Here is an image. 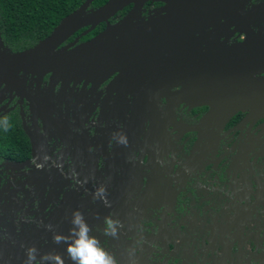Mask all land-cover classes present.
Masks as SVG:
<instances>
[{
    "label": "water",
    "instance_id": "1",
    "mask_svg": "<svg viewBox=\"0 0 264 264\" xmlns=\"http://www.w3.org/2000/svg\"><path fill=\"white\" fill-rule=\"evenodd\" d=\"M146 1H160L163 5L154 15L149 12L144 20L141 8ZM92 2L84 0L45 38L29 48L12 52L5 47L0 34V115L8 109L6 106L12 97L25 101L34 130L41 125L46 134L47 128H51L55 140L59 138L68 144L72 154L84 156L93 163V168L100 164L103 168L100 173L112 179L108 190L111 202L106 201L101 207L96 203L84 216L91 229L97 227L103 232V218L117 219L116 213L122 203L133 199L145 205L159 203L149 210L151 225L145 229L150 231L148 236L140 233L137 237L135 234L123 236L121 228L127 229V226L117 219L120 227L116 235L110 237L118 264H150L156 257L157 247L162 245L159 238L163 237L166 228H170L166 218L173 211V201L185 189L187 179L193 177L195 171L200 173L208 166L214 167L223 157L220 154L213 159L220 140L228 132L235 133L233 127L225 130L228 121L239 110L246 109L240 122L248 124V130L264 116V2L106 0L98 8H88ZM127 5L132 7L123 17L109 22L114 13ZM100 22L105 23L104 28L89 39L77 44L75 41L63 44L79 29L84 28L80 34L83 36ZM154 22H157L156 26ZM241 34V40L230 42L234 35ZM45 75L48 80L42 87ZM102 84L105 92L102 105L111 98L106 121L114 122L111 127L104 128L106 134L89 135V128L77 134L68 130L71 123L63 121L59 126L65 128L61 130L53 118L51 104L36 101L37 96H51L56 85L59 97L67 87L74 89L80 85V92H85L88 87L91 98ZM130 98L129 115L115 123L118 120L113 114L116 106ZM159 99L163 100L162 107L156 104ZM179 104L189 109L202 106L207 109L188 123L173 115V109ZM19 107L23 117V108ZM160 109H163L161 113ZM88 117L84 116V120ZM22 121L24 123V118ZM261 126L257 125L254 130ZM77 128L80 130V126ZM112 130L115 131L113 135ZM121 135L126 143L117 142ZM183 136L184 142H189L186 156L180 163L169 161V140ZM236 136L238 146L231 151L229 161L226 159L221 163L228 166L229 181L236 176L242 181L252 172L251 160L254 162L264 155V146L258 147L249 136L245 141L241 134ZM67 137L73 140L68 141ZM94 139L97 141L93 142ZM157 158L166 161L162 167L156 164ZM148 161L153 169L145 165ZM244 168L245 173L240 172ZM88 192L81 200L90 205L95 197L91 185ZM253 192L252 201L240 200L233 208H228L232 220L225 221L224 229L218 235L211 229L212 237L205 251L211 256L205 258L204 255L200 264L205 260L209 264H233L230 259L232 243L236 241L239 246V238H235L234 233L252 232L254 228L261 229L255 236H261L262 240L257 242L250 238L249 242L246 241L249 236H245L244 243H251L254 250L260 252L253 257L249 253L245 262L249 257L258 264L263 262L264 224L252 219L247 222L253 223L249 225L245 218L257 211L264 184ZM76 203L77 200L54 207L48 220L55 233L68 232L71 215L67 210ZM157 219L162 224H158ZM24 231L28 236L36 235L29 242L30 246L41 240L37 230L29 227ZM61 249L64 251L65 245ZM236 251L234 254L239 256L241 250Z\"/></svg>",
    "mask_w": 264,
    "mask_h": 264
},
{
    "label": "flooded vegetation",
    "instance_id": "2",
    "mask_svg": "<svg viewBox=\"0 0 264 264\" xmlns=\"http://www.w3.org/2000/svg\"><path fill=\"white\" fill-rule=\"evenodd\" d=\"M253 1L255 3L261 2V0ZM105 2L106 0L97 5H91V3L88 8H98ZM162 5L163 3L160 1L144 2L141 8V16L145 20L149 15V12L150 15H154L160 10ZM131 7L132 5L124 6L121 10L114 13L108 19L109 22L114 23L119 20L131 9ZM160 14L162 13L160 12ZM135 20L137 21V19ZM101 24H103V26L98 29L96 33L104 28V22H100L95 28L100 27ZM136 24H138V22ZM262 24L264 25V22ZM154 25L156 26L157 22H154ZM83 30L84 28L79 29L67 40H65L63 44L73 41H75V44L81 43L96 34L95 33L92 36L81 40L82 36L80 34ZM242 38V34L237 37L234 35L230 39V42L239 41ZM47 80L48 75H45L41 83L42 87L46 86ZM103 86L104 85L102 84L100 87H98L95 94L89 98L90 96L87 93L88 87L85 89V92H80V85L75 86L74 89L67 87L63 91V94L59 97L57 94L58 85H56L54 93L51 96H37L36 101L39 104H51L54 111L53 118L55 119V123L58 124V126L60 125L61 121H63L67 124L71 123V128L68 130H71L77 134H80L81 130H85V128H89V135L103 133L106 134L107 129L104 128L111 127L114 122L111 120H109V122L106 121L107 112L110 110L111 106V98L105 102V106L102 105V102L105 98ZM128 100L129 101H126L123 105L116 106V112L113 114L118 120H116L115 123L120 122L122 118H125L129 115L131 109V98ZM156 104L158 107H162L163 100H157ZM15 105L19 109L21 120L24 118V123L22 121V126L30 140L31 153L28 158L22 161L7 160L0 162V264H26V249L30 247L29 242L36 238V235L28 236L27 232L24 231L25 229H29V227L37 230L39 233L37 236L41 238L40 241L31 245V247H35L37 250V257H39L40 254L51 253L59 255L62 258V264H73L65 251L61 249L64 243H58L53 240V234L55 233L53 230L54 227L52 222L48 220V217L52 213L54 207L60 203L70 201L74 202L77 200V203L67 210L69 215H71L73 210H79L85 216V214L90 211V208H94L96 203H98L100 207L103 206L105 202L109 201L111 198V195L108 194V190L111 188L112 179L109 176L100 173L103 172V168H101L100 164L98 167L93 168V163L86 160L84 156H79L76 153L72 154V148L68 144L62 142L59 138L55 140L53 138L54 133L52 132L51 128H47L46 134H43L41 125H38V130H34L31 115L28 112L25 101H19L17 98L12 97L11 102L6 106V108H14ZM20 105L23 108V117L20 111ZM206 109V106L189 109L188 106L179 104L173 109V115L178 120L180 119L190 123L195 120L194 116L196 114H202L206 111ZM162 111L163 109L159 110L160 113ZM246 112V109H241L228 121L225 130L233 127L235 133L231 135L232 132H228L225 137L220 140L216 149V153L213 157V159H215L219 157L220 154H223V157L220 159L219 163L211 168L209 166L206 167L200 173H197V171L193 172V177L190 176L185 183V189L179 195H177L176 199L173 201V211L166 218L170 228H166L163 231V237H160L161 239L159 238V243L161 242L162 245L161 247H157V253L154 254L156 257L153 258V262L150 264H200L204 255H206L205 258L211 256L210 252L205 254L207 243L212 237L210 231L213 229L214 233L218 235V233L224 229L223 224L225 223V220L220 222L222 225L221 230L217 229V226H209L211 223L208 222L206 225H203L204 233L201 236L198 238H191V236H195L196 233L194 232V234H190V252L192 254L188 255L196 254V259L189 261L188 263V255L181 256L180 258L182 259H180V261L178 258L171 256L170 249L172 248V244L170 241L172 238L168 240L169 242H164L165 233L171 232L174 225H176L180 220V215H182L186 209L188 211V207L190 205L189 200L187 197L182 198V194L186 190L191 192V190H193L191 187L193 186L192 184L195 185V183L198 181H202L201 178L209 180L213 183H219L220 180H225L227 183L232 181H229V177L228 180H226L225 173H227L228 166L221 165V163L230 158L233 154L231 151L234 150L236 146H238L239 138L237 139L236 136L238 133L241 134L243 141L247 140L246 138L249 136V138L253 140V143L257 144L258 147L264 146V129H262L264 126V116L258 119L257 122L247 130L248 124H241L240 122ZM84 116L89 117L87 120H84ZM259 124L262 126L259 129L254 130V128ZM77 126H80V130H78ZM59 128L64 130L65 127L59 126ZM111 133L113 135L115 134V131L112 130ZM185 136L169 140V144L171 146L168 149L169 161L173 160L177 161L178 163L183 161L189 146V142H184ZM66 139L68 141L73 140L71 137H67ZM96 141V139L93 140V142ZM130 154L133 156L131 152ZM208 156L209 154L206 157ZM33 157H35V159H33ZM155 162L159 167H162L166 161L157 158L155 159ZM89 164L91 166L86 169V166ZM145 165L149 169H153V166L149 161ZM145 165L139 164L140 167ZM250 166L252 167V172L246 175L244 179L247 180V188L253 192L255 188L261 189L262 185L264 184V155L260 156L259 159H256L254 162L251 160ZM158 170H160V168ZM245 170V168L241 169L240 172L245 173ZM97 175H99L101 178L97 177ZM235 178L238 180L237 176ZM121 180H123V178H121ZM173 182H176V180L174 179ZM82 183H84L85 186H81ZM90 185L92 186L93 190H96V188L99 186H103L105 191L103 199L95 196L92 199L91 204L87 205L81 199L89 193L88 188ZM252 196L253 195H251L250 200H248L249 202L252 201ZM132 201L139 202L134 199L130 200V202ZM123 204L124 203L120 205V210L118 213H116L117 219L120 217L118 215H120L119 212L121 211V206ZM154 204V202L150 203V205ZM154 207L157 206L148 207L147 209H144L146 211L143 210V213L141 212V214H148V217L141 221L138 220V218L119 219L127 226V229L124 227L121 228V233L123 236L131 237V234H135L134 237H137L140 236L138 235L139 233L143 236H148L150 231L145 229L147 226L151 225L149 210ZM40 208H42V211H40ZM218 209L219 208H217V210ZM156 213L154 215H156ZM252 219L264 224V194L260 198V203L255 214L253 216L247 217V219L245 218V222L247 223ZM157 220L158 224H162L160 219ZM214 222L217 225L215 220H213V223ZM247 224L251 225L253 223ZM179 228L181 229L180 226ZM258 230L261 229L254 228L252 232L234 233L235 238H239V246H236V241L232 243V253L230 255V259L233 260V264H258V261H252L249 258L256 256L260 250H254V246L251 243H244L245 236H249L246 241L250 242V238H254L257 242H260L262 237L255 236V232ZM92 232L98 238L103 247H105L112 254L116 253V248L113 246V242L110 241V237L114 236H106L97 227H93ZM261 232L262 231H260V233ZM229 233L233 234V231H229ZM164 245L166 246L164 247ZM236 250H241V254L239 256L234 254L237 252ZM252 250H254L253 253ZM249 253L250 255H253L248 258V262L246 263L245 259L248 257ZM260 259L261 258H258L257 260ZM34 264H45V262L37 259ZM201 264H209V262L205 260ZM261 264H264V260Z\"/></svg>",
    "mask_w": 264,
    "mask_h": 264
},
{
    "label": "trees",
    "instance_id": "3",
    "mask_svg": "<svg viewBox=\"0 0 264 264\" xmlns=\"http://www.w3.org/2000/svg\"><path fill=\"white\" fill-rule=\"evenodd\" d=\"M84 0H0V34L10 51H20L45 38L58 22ZM104 0H93L91 5ZM88 32L81 40L96 33ZM30 140L22 126L18 107L0 115V162L22 161L30 156Z\"/></svg>",
    "mask_w": 264,
    "mask_h": 264
},
{
    "label": "crops",
    "instance_id": "4",
    "mask_svg": "<svg viewBox=\"0 0 264 264\" xmlns=\"http://www.w3.org/2000/svg\"><path fill=\"white\" fill-rule=\"evenodd\" d=\"M207 155L208 153H206V156ZM225 175L226 180H228L229 174L225 173ZM201 179L202 181H198L195 185L192 184L193 186L191 187L193 190H191V192L189 190L183 192L182 198L187 197L189 200V209L188 211L186 209V211L180 215V220L174 225L173 230L165 233L164 242L172 238L170 241L172 244L170 254L174 258L192 254L190 252V234H194L195 232L196 235H192L191 238H198L204 233L203 225H206L208 222L211 223L209 226H217V229L221 230L222 225L220 222H222V220H227V222L232 220L228 208H233V205L240 200L246 199V201L249 202L248 200H250L251 195H253V192L246 186V179L239 181L233 178L232 181L228 183L225 182V180H220L219 183H213L204 178ZM81 186H85V184L82 183ZM158 205L159 203L155 205H144L132 201L121 206L122 209L118 216H120L119 219L121 220L125 218H138V220L141 221L148 217V214H141L144 209ZM217 208L219 209L217 210ZM213 220L217 222V225L215 222L213 223ZM188 256L189 259H187V263L196 259V254Z\"/></svg>",
    "mask_w": 264,
    "mask_h": 264
},
{
    "label": "clouds",
    "instance_id": "5",
    "mask_svg": "<svg viewBox=\"0 0 264 264\" xmlns=\"http://www.w3.org/2000/svg\"><path fill=\"white\" fill-rule=\"evenodd\" d=\"M117 142L126 143V139L121 135L118 137ZM94 195L103 199V186L97 187ZM69 225L67 233H54L53 240L58 243H64V251L73 264H118L113 254L103 247L98 238L93 234L83 213L79 210H73L69 219ZM119 227V220L111 216L103 218L102 231L106 236H115ZM26 257V264H34L37 259L44 261L45 264H62V258L56 254H40L37 257V250L31 246L26 249Z\"/></svg>",
    "mask_w": 264,
    "mask_h": 264
},
{
    "label": "rangeland",
    "instance_id": "6",
    "mask_svg": "<svg viewBox=\"0 0 264 264\" xmlns=\"http://www.w3.org/2000/svg\"><path fill=\"white\" fill-rule=\"evenodd\" d=\"M261 2H264V0H261ZM180 259H182V258L178 257V260H179V261H180Z\"/></svg>",
    "mask_w": 264,
    "mask_h": 264
}]
</instances>
